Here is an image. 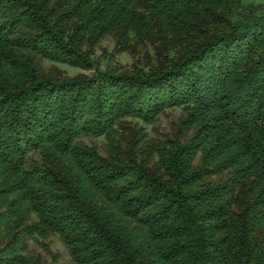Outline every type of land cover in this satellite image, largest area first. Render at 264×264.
Instances as JSON below:
<instances>
[{
  "label": "trees",
  "instance_id": "1",
  "mask_svg": "<svg viewBox=\"0 0 264 264\" xmlns=\"http://www.w3.org/2000/svg\"><path fill=\"white\" fill-rule=\"evenodd\" d=\"M108 35L132 67L97 65ZM174 107L164 138L129 120ZM52 235L75 264H264V0H0V264Z\"/></svg>",
  "mask_w": 264,
  "mask_h": 264
},
{
  "label": "rangeland",
  "instance_id": "2",
  "mask_svg": "<svg viewBox=\"0 0 264 264\" xmlns=\"http://www.w3.org/2000/svg\"><path fill=\"white\" fill-rule=\"evenodd\" d=\"M114 46V36L108 35L104 38V40L96 47L94 59L97 65L102 69L113 65H122L129 68L132 67L136 60L131 56V54L127 52H115ZM40 64L47 72L51 71L53 66H59L71 76L81 72L92 73L94 71L75 68L46 58H41ZM182 113V108H170L166 111V113L160 115L158 120L153 124H146L135 118H130L129 120L132 124L138 123L140 126L145 128V131L147 132V139L164 138V135L171 133L175 123L180 120ZM80 141L87 145H94L102 154H106V140L104 137H84ZM35 158L40 159V156L36 155ZM47 242L49 243L51 251H47L35 239L29 240L30 249L39 254L47 264H75L70 257L68 249L57 235L50 236Z\"/></svg>",
  "mask_w": 264,
  "mask_h": 264
}]
</instances>
